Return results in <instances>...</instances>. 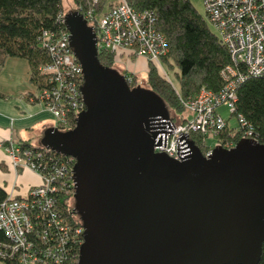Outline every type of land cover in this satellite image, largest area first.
<instances>
[{
	"label": "water",
	"instance_id": "obj_1",
	"mask_svg": "<svg viewBox=\"0 0 264 264\" xmlns=\"http://www.w3.org/2000/svg\"><path fill=\"white\" fill-rule=\"evenodd\" d=\"M82 66L85 110L40 145L75 159L78 264H257L264 242V144L240 139L204 155L194 141L179 160L156 152L169 106L98 60L95 33L64 15Z\"/></svg>",
	"mask_w": 264,
	"mask_h": 264
},
{
	"label": "built area",
	"instance_id": "obj_2",
	"mask_svg": "<svg viewBox=\"0 0 264 264\" xmlns=\"http://www.w3.org/2000/svg\"><path fill=\"white\" fill-rule=\"evenodd\" d=\"M101 1L90 0L87 6L94 7ZM116 3L98 14L94 8L88 11L80 6L79 13L94 30L97 52L121 54L127 60L143 58L154 63L169 82L159 60L168 51L167 40L153 26L154 13L146 9L136 11L126 0ZM203 3L210 25L228 51L230 64L221 70L219 90L208 91L202 87L190 98L178 94L179 103L184 111L192 114L191 119L179 117L174 123L170 115L154 126L157 137L164 143L155 151L176 160L188 154L189 143L195 142L191 132L204 143L208 135L213 137L212 147H234L232 140L219 139V134L229 128L228 120L218 112L221 107L236 117L235 131L240 139L259 143L253 125L237 114L235 106L237 89L242 83L264 75V0H203ZM64 15L62 11L57 16V30L44 32L41 37L40 44L47 50L49 59L39 68L44 78L35 95L56 120L54 128L60 131L72 129L78 114L86 109L81 96L82 66L72 53ZM126 79L127 84L131 83V77ZM212 149H207L204 155ZM6 150L13 170L29 169L40 177V182L25 196L16 198L9 194L1 204L0 232L5 240H0V262L78 264L79 257L75 258L71 248L82 245L84 230L74 208L75 160L36 145L11 144Z\"/></svg>",
	"mask_w": 264,
	"mask_h": 264
},
{
	"label": "trees",
	"instance_id": "obj_3",
	"mask_svg": "<svg viewBox=\"0 0 264 264\" xmlns=\"http://www.w3.org/2000/svg\"><path fill=\"white\" fill-rule=\"evenodd\" d=\"M84 1L73 0L70 10L81 12L80 6H86ZM126 1L136 11L146 9L154 13L156 18L153 26L167 40L168 51L161 58L164 61L162 65L165 64L172 70L176 68V81L183 98L194 97L202 87L208 91L220 89V73L230 64V57L219 36L210 29L207 14L204 18L189 0ZM116 4V1L102 0L96 7V14ZM62 11V0H0V66L9 57L25 59L30 67V80L39 89L44 78L40 75L39 68L49 59V54L40 44V40L44 32L59 28L56 19ZM120 59L121 54L98 52L99 62L116 71ZM126 62L130 70L122 69L119 73L125 77L132 76L135 80L132 65H129V60ZM145 64L148 88L159 94L169 109L183 111L178 93H174L156 65L148 61ZM237 90L236 112L253 125L259 143L264 144V75L249 78ZM219 139L222 142L226 139L232 140L233 144L240 140L235 129L229 128L219 134ZM36 146L44 148L41 145ZM200 147L202 152L206 151L205 147ZM8 195L0 187V206ZM15 197L21 198L18 195ZM0 240H5L1 232ZM80 246L76 244L71 248L76 259L79 257ZM257 264H264V242Z\"/></svg>",
	"mask_w": 264,
	"mask_h": 264
},
{
	"label": "crops",
	"instance_id": "obj_4",
	"mask_svg": "<svg viewBox=\"0 0 264 264\" xmlns=\"http://www.w3.org/2000/svg\"><path fill=\"white\" fill-rule=\"evenodd\" d=\"M141 62L146 72L143 58ZM131 70L137 77L141 71L133 64ZM30 78V67L23 58L9 57L0 66V187L14 196H25L40 177L29 169L13 170L6 149L11 144L40 145L45 129L56 122L35 99L38 88Z\"/></svg>",
	"mask_w": 264,
	"mask_h": 264
},
{
	"label": "rangeland",
	"instance_id": "obj_5",
	"mask_svg": "<svg viewBox=\"0 0 264 264\" xmlns=\"http://www.w3.org/2000/svg\"><path fill=\"white\" fill-rule=\"evenodd\" d=\"M89 1L90 0H85L84 2H85V5L86 6H84V7H82V9H88V11L90 10V9H93L94 8V10H95V14H96V7L98 6V5H95L94 7H92V6H87L88 5V3H89ZM112 1H114V0H112ZM117 1V0H116ZM190 1V3L194 6V8H196V10L198 11V13L199 14H201L204 18H206V14H205V7H204V3H203V0H189ZM87 3V4H86ZM126 3H127V1H126ZM100 4V3H99ZM128 4V3H127ZM73 5V0H62V7H63V9H64V12H66V11H69L70 10V7ZM76 6L78 7V5L76 4ZM76 7V8H77ZM134 9V8H133ZM135 10V9H134ZM209 26H210V29H212V31H214L213 30V28H212V25H210V23L208 24ZM102 52H106V51H102ZM108 53V52H107ZM114 54H116V53H114ZM126 58H121L120 59V65L117 67V71L118 72H120L122 69H125L127 66H128V64H127V62H126ZM160 60V63L161 64H163L162 62H164L163 60H161V58L159 59ZM129 65H132L133 64V66L136 68H138L139 70H141V71H138L139 73H138V77H136L137 75H134L135 76V80H133V77L132 76H129V77H131V83H129V84H131V87L132 86H141L142 88L144 87V88H148V84L146 83V76H147V72H145V70H143V65H142V62H141V58H137V57H131V59H129ZM150 67H154V65H150ZM157 67V66H156ZM162 67H163V69H164V71H166V73H167V75H168V79H169V82H171V84L169 83V85L171 86V88H172V90L174 91V93L175 94H179L180 96H182V93L180 92V87H179V84H178V82L176 81V76H175V73H176V68H174L173 70H172V68H170L169 66L167 67L165 64H164V66L162 65ZM158 69V68H157ZM159 70V69H158ZM156 72H157V70H156ZM160 73H161V75H162V72L161 71H159ZM158 73V72H157ZM163 76V75H162ZM128 77V76H127ZM127 77H125V78H127ZM43 80V79H42ZM126 81H128L127 79H126ZM167 82V81H166ZM130 86V85H129ZM179 100V99H178ZM41 104V103H40ZM41 106H42V108L44 109V106H43V104H41ZM183 108V107H182ZM218 112L219 113H221L222 115H223V117L225 118V119H227L228 120V124H229V129L230 130H233V129H235L236 127H237V125H238V123H237V121H236V117H234V116H230L229 115V113H228V111H227V108L226 107H221L220 109H218ZM51 114V113H50ZM52 115V114H51ZM169 115H171V116H173V122L175 123V122H178V120H179V117L180 118H185V119H191L192 118V114H190L189 112L187 113L186 111H175V110H171V109H169ZM54 119V118H53ZM55 120V119H54ZM56 121V120H55ZM55 124H56V122H55ZM191 136L193 137V139L195 140V144H196V146H198L200 149H202L200 146H202L203 144H205V150L206 151H204L203 152V154H205V152H207L208 150L207 149H209V148H214V147H212L213 145H214V143H215V139L213 138V137H211V136H209L208 135V137L205 139V143L204 142H202L200 139H201V137H200V139H199V137H198V135L197 134H194V133H192L191 132ZM227 140H229V139H227ZM193 141V140H192ZM199 141V142H198ZM201 141V142H200ZM235 144V143H234ZM203 148H204V146H202ZM12 168V167H11ZM18 170H21V169H16L15 171H18ZM58 189V188H57ZM1 263V262H0ZM2 264V263H1Z\"/></svg>",
	"mask_w": 264,
	"mask_h": 264
},
{
	"label": "bare ground",
	"instance_id": "obj_6",
	"mask_svg": "<svg viewBox=\"0 0 264 264\" xmlns=\"http://www.w3.org/2000/svg\"><path fill=\"white\" fill-rule=\"evenodd\" d=\"M74 159V158H73ZM75 160V159H74Z\"/></svg>",
	"mask_w": 264,
	"mask_h": 264
}]
</instances>
